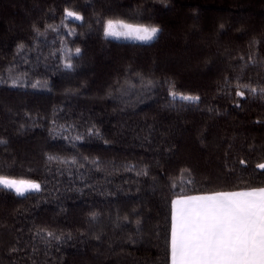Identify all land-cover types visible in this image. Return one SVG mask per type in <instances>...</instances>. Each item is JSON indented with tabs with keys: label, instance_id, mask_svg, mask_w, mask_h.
I'll return each mask as SVG.
<instances>
[{
	"label": "trees",
	"instance_id": "16d2710c",
	"mask_svg": "<svg viewBox=\"0 0 264 264\" xmlns=\"http://www.w3.org/2000/svg\"><path fill=\"white\" fill-rule=\"evenodd\" d=\"M262 88L264 0H0V264H170L174 197L264 186Z\"/></svg>",
	"mask_w": 264,
	"mask_h": 264
},
{
	"label": "snow or ice",
	"instance_id": "6c2138e0",
	"mask_svg": "<svg viewBox=\"0 0 264 264\" xmlns=\"http://www.w3.org/2000/svg\"><path fill=\"white\" fill-rule=\"evenodd\" d=\"M65 16L83 20L70 9H65ZM36 31L39 34V29ZM160 31L158 26L132 25L120 20H108L104 24L106 38L150 42ZM79 52L77 48L76 53ZM65 67L71 68L72 64L66 63ZM249 90L257 92L256 88ZM259 91L264 95V88ZM171 94L175 99L176 93ZM236 95L243 96L244 92L237 91ZM180 99L196 102L199 97L182 95ZM0 143L6 141L0 140ZM256 167L264 170V163ZM0 186L21 196L41 190V185L34 181L3 175H0ZM170 260L171 264H264V186L204 195L180 194L172 199Z\"/></svg>",
	"mask_w": 264,
	"mask_h": 264
},
{
	"label": "crops",
	"instance_id": "0c3cea01",
	"mask_svg": "<svg viewBox=\"0 0 264 264\" xmlns=\"http://www.w3.org/2000/svg\"><path fill=\"white\" fill-rule=\"evenodd\" d=\"M252 188H248V189H239V190H230V191H215V192H208V193H197V194H189V195H204V194H212V193H216V192H235V191H244V190H250ZM177 197V196H176ZM176 197H174L173 199H175ZM170 264H171V260H170Z\"/></svg>",
	"mask_w": 264,
	"mask_h": 264
},
{
	"label": "rangeland",
	"instance_id": "374dc122",
	"mask_svg": "<svg viewBox=\"0 0 264 264\" xmlns=\"http://www.w3.org/2000/svg\"><path fill=\"white\" fill-rule=\"evenodd\" d=\"M112 20H114V19H112ZM115 21V20H114ZM120 21H123V20H120ZM125 23H128V24H132V25H141V24H136V23H130V22H127V21H124ZM147 26V25H146ZM113 38V37H112ZM117 39V38H116ZM119 39H128V40H134V39H131V38H119ZM136 41H138V40H136ZM17 180H19V179H17ZM34 182H36V181H34ZM36 183H38V182H36Z\"/></svg>",
	"mask_w": 264,
	"mask_h": 264
}]
</instances>
